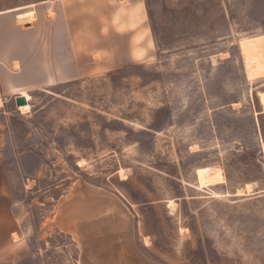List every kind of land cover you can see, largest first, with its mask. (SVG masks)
I'll return each mask as SVG.
<instances>
[{
    "label": "rangeland",
    "instance_id": "obj_1",
    "mask_svg": "<svg viewBox=\"0 0 264 264\" xmlns=\"http://www.w3.org/2000/svg\"><path fill=\"white\" fill-rule=\"evenodd\" d=\"M144 3L146 58L93 71L69 67L62 1L0 0V180L26 239L0 264H86L56 215L89 192L127 208L151 264H264V78L239 47L264 0Z\"/></svg>",
    "mask_w": 264,
    "mask_h": 264
},
{
    "label": "crops",
    "instance_id": "obj_2",
    "mask_svg": "<svg viewBox=\"0 0 264 264\" xmlns=\"http://www.w3.org/2000/svg\"><path fill=\"white\" fill-rule=\"evenodd\" d=\"M63 2L71 37L72 66L90 64L93 71L119 68L146 58L150 31L144 0H60ZM70 4V5H69ZM73 5V6H72ZM90 12L89 18L77 21V13ZM82 15V14H81ZM142 33L139 41L135 37ZM145 48L137 58L135 49ZM88 52L87 55H81ZM97 55V59L95 58ZM89 59V61H87ZM84 61V63H83ZM87 61V62H86ZM7 187L0 180V259L4 256L16 220L7 202Z\"/></svg>",
    "mask_w": 264,
    "mask_h": 264
},
{
    "label": "water",
    "instance_id": "obj_3",
    "mask_svg": "<svg viewBox=\"0 0 264 264\" xmlns=\"http://www.w3.org/2000/svg\"><path fill=\"white\" fill-rule=\"evenodd\" d=\"M27 103L15 97L16 106ZM58 227L72 235L86 264H151L133 243V220L119 201L89 192L59 205Z\"/></svg>",
    "mask_w": 264,
    "mask_h": 264
},
{
    "label": "bare ground",
    "instance_id": "obj_4",
    "mask_svg": "<svg viewBox=\"0 0 264 264\" xmlns=\"http://www.w3.org/2000/svg\"><path fill=\"white\" fill-rule=\"evenodd\" d=\"M239 47L247 79L253 81L264 78V33L240 38ZM139 53H141V50ZM95 58H98L97 55H95ZM18 96H23L27 101L25 105L19 106L20 110L22 112L29 111L31 108L29 104L30 95L24 90H21ZM25 246L26 239L24 236H20L16 232H13L11 240L7 245V251L10 253H22Z\"/></svg>",
    "mask_w": 264,
    "mask_h": 264
}]
</instances>
